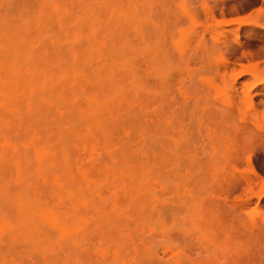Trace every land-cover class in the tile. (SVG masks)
Here are the masks:
<instances>
[{"label":"rangeland","instance_id":"obj_1","mask_svg":"<svg viewBox=\"0 0 264 264\" xmlns=\"http://www.w3.org/2000/svg\"><path fill=\"white\" fill-rule=\"evenodd\" d=\"M49 1L51 0H0V72H2L3 70V75H1L3 76L4 80V76H6L7 78L9 75V77L11 76L10 78H12L10 82L13 81V83L18 82V80L20 79L21 80L19 82H21L23 81V79L28 77L30 78H28V80L25 79V81H31L32 78L29 75H31V72L34 70L29 68L35 67L33 66V62L39 59L42 52L43 54L48 52L51 48L53 38L58 37L56 36V34L59 33V29H57V26L58 24H60L58 27L60 28L64 24L61 25L62 23H58L56 19H58L60 14L62 13L61 15L65 17L64 20H66L69 15L67 16L65 12L68 9L70 11V9L72 8L70 5H73V0H68V4L70 5L65 4L68 5L69 8L68 6L64 7V3H59V1L63 2V0H58V3L56 4V1H51V4L49 3ZM80 1L81 0H77V2L79 3ZM102 1L104 2V0ZM107 1L108 0L105 1V4L103 3V7L105 8L102 9L109 13H107L109 17H114V20L117 19L116 22H118V24L120 22V26H122L123 23H121L120 21L122 17L121 19L118 17L122 15L123 17L125 16L123 18L124 21H126V25L125 22L123 23L126 26L125 31H127L128 33V30H132L133 33L132 35V33L129 32V36L131 35L130 38L133 39L132 40L129 38L131 40V43H133L130 45V49L133 50V52L131 53L130 51V54H128L127 58L123 57L122 59L119 56L117 57L118 59L121 58L122 60H125L124 58H126V62L124 61L120 62V64L118 63L119 61H122L120 59L119 61L117 60L116 56L118 53H115V57L113 58L114 65H123V63H126L131 66L129 67L128 65H126V67L130 69H127V72H125L126 70H124L123 66H121L123 68L119 67L122 74L125 76V79H128V81L127 79L125 81L126 84H123V87H125L126 90L124 88H122L124 90L121 89L122 92L126 91L127 95L123 93L122 94L125 95L126 99L128 96V101L133 100L137 105L138 110L141 112V116L143 115L142 120H144L143 122L146 126L144 127L146 129H148V127L151 125L150 120L153 109H157L158 114L160 115V117H162L164 124L167 127L169 146L174 151V156H171L166 161V166L164 167V169L162 170L161 168L158 171L154 169L151 158H147L150 152L147 149L148 147L145 146L147 153L144 152V154H141L143 153V151H145L144 149L141 150L140 157L144 158V161L146 162V165L144 164L146 166L144 168L145 172H147V174H150V179L144 178L145 183L149 182L148 189L149 187L151 188V190L148 191V202L146 204L147 209H145V211L147 212V216L145 215L146 219H144L143 222H139L137 221L138 219L135 218V216H130L132 212L130 211V213L126 208V211H128V213L127 215L123 213L125 214V216H123L124 218H122L124 220L126 218L127 220H133L135 218V223L142 225L139 227L135 224L139 227H137L138 229H136V231H138L141 236L139 237V233L136 232L138 236L135 237H139L141 241L143 238L145 243L143 241L142 242L146 245H144L145 247L142 246L143 244H141V241V243L139 242V238L138 242L141 244L143 248L141 249L142 251L144 250L143 252L145 254L139 255V258L136 259L135 254L137 253V251L133 250L135 252L134 253L131 248H129V246L126 247V249L122 252V259L124 257L125 260L129 258V261L127 259V263L131 260V262L134 261L135 264H264V0ZM88 2L89 0L87 2H85L84 0V2L81 4L83 6H86ZM93 2L97 4V0H93ZM95 3H93V5H95ZM111 3H113L114 7L110 5ZM115 5H117V7H115ZM58 7H60L61 9ZM94 7L93 10L95 11ZM51 9L53 12L51 11ZM57 9H60L59 11L62 10V12L59 13L58 11H55ZM75 9L74 11H77L76 7ZM82 9L83 8L81 7L80 10ZM88 10L89 9H87V11ZM115 10L117 11V13ZM84 11H86V9H84ZM94 11L88 12V16H86V14L85 17H82V19L86 20L85 18L91 17L90 15L93 14ZM71 12L73 13V11ZM79 12L80 14L84 13L83 10L82 12ZM99 12L97 11L96 13H98L99 15ZM56 14L57 16L59 15L58 18ZM101 14L103 13L101 12ZM79 15L76 17V19L75 17H72L73 19H70L72 20V22H68V25H70L73 29H70L68 25L66 28V25H64L67 30L61 28L60 30L68 31L69 28L72 31L75 27L74 24H76V22L78 21L83 25L84 22L83 20L81 21V17ZM82 15L83 14H81V16ZM116 15L118 16L117 18ZM52 16H55L56 18L54 17V19L52 18ZM78 17L80 18V20H78ZM89 20L91 21H85V25L81 26L83 29L86 27L89 29L90 26L88 25L93 26V22L96 20V17L95 19H93L92 17V19ZM109 20H111V18ZM127 21H130V23L127 24ZM106 22L109 21L107 20ZM111 22L112 21H110L109 24H111ZM78 24L80 25V23ZM81 27H77L78 30H74L69 35L78 32ZM54 30L56 33H54ZM61 31L60 35L62 36L64 32L61 33ZM54 34L55 36L53 37ZM66 40L67 38L65 39V42ZM124 41L125 40H123L122 43L119 44H123ZM65 42L63 43L66 44ZM119 44L117 45L118 49L120 46ZM98 46L100 47L101 45L98 44ZM112 48L114 49V46ZM98 49H101V47ZM120 49H123V47ZM115 60L117 61V63ZM115 69L120 70L118 69V67ZM122 70H124L126 74H124ZM132 73L135 74V78L133 77L134 75ZM1 75L0 88H2L3 83L5 84L7 82L3 81V79L1 80ZM32 77L33 79L35 78L34 75ZM132 79L135 81H132L131 83L130 80ZM25 81L21 82L20 84H27ZM35 82L36 81H33V84H36ZM20 84V89L18 88L19 90H21V88H23L24 86L23 84V86ZM29 84L32 83L29 82ZM10 85H12V83ZM10 85H5L8 91L9 88H12L13 90L12 86L14 85ZM15 85L18 86V84ZM126 85L128 88L126 87ZM28 86H30L32 89L34 85H27V87ZM136 87L138 88V90L136 89ZM15 88L17 89V87ZM134 89L136 90L135 93ZM22 91L24 92V90ZM5 93L7 92L5 91ZM5 93H3V90H0V95H5ZM12 93L14 94V91H12ZM16 93H19L21 95L20 97H24L25 94L15 91V95ZM135 94H139L138 97H136L137 95ZM5 97L8 98L9 96L5 95ZM8 99L9 100L6 99L7 101H5L7 104H10V101H12V99H10V97ZM5 101L0 100V108H3L4 111L8 113L7 109L10 108L7 107L8 105L4 103ZM13 102L14 101L11 102L12 105L16 106H13V108L17 109V107H19L18 103L15 104L16 102H14L13 104ZM1 104H5L4 106H6L7 108H4V106H1ZM11 110L12 109L9 110V113H12ZM6 113L4 114L6 115ZM7 116L8 118H4V122L6 121L8 123L7 120H9L10 123L13 122V124H11L12 126L8 125L9 123H4L3 119L0 121V124L5 126L4 130H9L12 128H14V130L16 129V131L18 130L19 136L15 135L14 137V134H16L17 132H12L13 130L8 131L9 133L7 131H4L5 134H10L9 136H11L12 138L14 137L13 140L15 138L22 140L25 136V132H23L22 134V132L19 131L20 129L14 126L16 124V121L14 122L15 119L9 118V116H11L9 114ZM6 125H8L9 128H7L8 126ZM127 130V134L132 132L131 139L138 137V140L135 139L136 141H140V138H142V140H144V138H149L146 135L147 132L145 136H143V134L141 135V132L134 133L136 137L133 138L134 131H131L130 128ZM97 139L95 137V141H97ZM100 139L103 140L102 138ZM147 139L145 140L148 141ZM95 141L93 142L95 143ZM98 142L100 144V141ZM105 142L106 141H104L102 145ZM110 142H112V144L116 143L112 140H110ZM88 143H90V140ZM94 143H91L93 145L89 144V146L83 144L84 147L82 146V148L80 147L81 144L78 145L79 143H76V145L73 146L75 148L77 147V150L81 148L80 152L82 153V155L84 154L83 157L86 156V159L83 158L81 161H79V163H84V169L88 171V169L92 167L96 170L94 164H100L99 168H97L98 170L96 171V176H92L94 180L90 174L89 176L87 175V179L81 176L79 177V179L84 180L83 184L81 185L85 186V191L88 190L91 194L95 193L94 196L99 195L102 198L103 195L98 191L101 190L100 188L103 185L106 188V190L102 189L103 191H105L103 193L108 194L111 201V203L110 201L109 203L111 205L114 204L113 208H116L115 204L117 205V200H122L123 197L121 196L120 198H118L119 195L115 196L114 194L118 193V188H120L121 191V193H119H123L121 189L124 187V183H122V180H118L121 181V183L119 182V186L120 184L122 185L121 187L117 186L118 188L116 189L114 188L115 185L113 184L115 182V179H112V182L110 181L112 184L109 182L108 184L106 183L108 181L107 179L109 178V174H112L113 178L116 177V180L119 179L117 177V174L119 176L120 171L118 169L117 172L119 173H114L116 176H114L110 169H108L110 172L109 174H107L108 172L105 175L102 174V169H104L105 166L103 167L101 165L102 163H99L100 160L98 161L97 157L99 155V157L102 156L101 162L103 163L104 157H106V159H110L109 161L114 160L112 162H119L121 159L120 156H122L119 153V155H114L115 159L109 157L112 153L117 154V150H119V144L117 146L114 145L113 147L115 148L108 144L110 146L108 149L107 143L109 142L107 141V146H104V148L106 147L107 149H103L105 150L103 151L101 150V148H103V146H100L101 144L95 145L96 143ZM138 144L136 147L139 146ZM144 144L147 145V143L143 142V145ZM23 150L25 151L26 149L23 148ZM30 150L28 153L33 152ZM111 150H113L112 153ZM106 151L108 152L106 153ZM80 152H76V154H79ZM92 152H96L95 155H91L93 159L90 157V154ZM118 152H120V150ZM34 155L37 157L35 149ZM34 155H31L30 158ZM36 157L35 159L38 160V157ZM116 157L120 158H117L119 161L116 159ZM96 159L97 161H95ZM31 160V163H35L36 161H33V158ZM89 161L94 166L90 164ZM39 162L41 163L40 159ZM112 162L111 164H113ZM121 164H119L120 167H122L123 165ZM26 165H28V163ZM107 165L108 164L106 162V167H110L109 165ZM115 165L117 166V164ZM115 165H113L114 168ZM33 166L29 165L30 172L32 173H34L33 171L38 169L39 165H36L37 167L34 166L36 169H33L32 171L31 168ZM113 166L111 167L112 170H114ZM100 167H102V169ZM125 167L127 170V165ZM92 168L91 171L95 174ZM99 169L102 170L101 173ZM122 169L124 168L122 167ZM108 170L106 169V171ZM30 172L28 173L29 176H31ZM144 174L145 173L142 172L143 176ZM29 176L27 178H29ZM103 176L104 180L100 178H103ZM120 176H122V174ZM31 177V179L34 180L36 176ZM122 177H124L122 179L125 180V176ZM89 181H91V184H96L98 182L97 184L100 183L101 186L93 185L97 188L95 187L96 190H92L94 189V187L90 186ZM104 181H106L105 184H103ZM118 181H116V183ZM33 182L34 181L31 182V185L35 186L33 185ZM88 186L91 187V189H89ZM110 186L112 187V191H114L113 193L112 191H110L111 189L109 190V188H111ZM11 188L15 189L16 186H13ZM145 188L147 187L145 186ZM83 190L84 187L81 189V191ZM90 193L87 194H89L90 196ZM87 194L85 192L82 196H85ZM99 196L96 198H99ZM92 197L90 196L89 199H91ZM111 197H113L114 199H111ZM87 199L88 198L84 197L85 202L81 204L82 206L84 205L83 207L85 209H88L87 206L88 203H90ZM123 199H125V196ZM98 200L101 201V199ZM105 200L102 201L106 202L104 204L107 205L108 201ZM0 202L3 201L0 199ZM123 203L124 202H122V204ZM1 204L2 203H0V210H4L5 208L7 210L6 206H8L10 209V215H13L17 209V207L15 208V203L14 207L10 206L8 203H3L5 205L4 207ZM90 205L91 203L88 207L92 206ZM120 205L118 206L120 207ZM1 206L3 207V209L1 208ZM95 207L96 206H94V209ZM107 207H109V205H107ZM119 207L116 208V210L119 209L120 211L121 207ZM125 207L127 206L125 205ZM125 207L123 210H125ZM12 209L15 211L13 212ZM108 209L106 210L109 211ZM114 209H111L113 210V213L115 211ZM163 209L166 210L162 211ZM89 210H91V208H89ZM99 210H97V212ZM7 211L3 212L8 213ZM103 211L105 210L103 209ZM102 213L99 214L102 215ZM77 216H79L80 220H84L85 222H87L88 226L89 222L90 225L91 223L95 224V227L98 225L102 226V222L101 224H98L99 218H97L98 220H96V223L95 220H92V218L96 219L97 215L93 216L91 213L89 216H92V218L90 219H87L89 216L87 218L82 216V213L81 215L78 214ZM145 216L143 215V217ZM75 219L77 220H75L74 223H76V221L77 223H82L78 220V217ZM90 220H92L94 223ZM102 220H105V218H103ZM109 221H107V224L111 223V221ZM84 224L85 223H83V226L81 225V229L84 228L85 230L86 228L87 231V226H84ZM105 224L106 223L103 224L104 227H107V225ZM101 226L100 228L104 230L105 228ZM89 228L90 226L88 227V230H90ZM50 229H52L51 233L54 234L56 230L53 228ZM80 230H78V232L82 233L83 231ZM94 230L95 229H92L88 232ZM132 231L134 230L132 229ZM102 232L103 231H101L100 233ZM130 232L128 234H131ZM3 233H0V239H2ZM7 233L10 234L9 231ZM91 233L95 234V232ZM4 234L3 239L0 240L2 241L0 242V250H2L0 251L1 257H4L6 254H8L7 252H10L9 247H12V245L9 246L10 243H7L10 242L11 239H8V241L6 233ZM82 234H85L84 236H86V232H83ZM58 235L54 236L58 238ZM95 235L97 236L98 234ZM79 236H81L82 238V235ZM55 237H53V239ZM92 237L93 238H91V236L89 235L90 240L97 238L95 236ZM100 237H102V235ZM100 237L93 240L96 242V244H94L99 246H96V249H94L95 245H92V240L90 241L91 245L93 246H91L92 250L98 249L97 253H94V251L91 250L93 254L90 250H88L91 252L90 256L91 254L95 255V257H91H94V259L98 260L99 257L101 259V257H104L108 254L107 258H112L105 263L107 264L111 260V263L109 262L108 264H113L116 258L118 259L117 255L119 254H117V250L113 245V248L111 247V250L115 248V251H112L114 252V254H116L117 257H115V255L112 256L110 248H108L110 250L109 253V251H107L105 248L100 247L104 245V243L101 244L103 237L101 238V240H99ZM87 238L85 240L83 238L84 241L81 239L83 244H87L89 242ZM24 241L26 240H23V243H21V245L19 240V245L13 244L17 243L13 242V246H17L16 248L18 250L12 247V249L14 248L13 251H16L15 254H13L14 252L12 251L13 253H9L11 256L8 254V259L6 256L5 259L0 257L3 260L2 261L0 259V263L5 262V260H7L5 264L8 261H13L14 259L11 258L16 256L15 260L16 262H18V264H44V261H42L41 263V258H43V255L41 257V255L38 254L41 251L33 250V247L35 246H28V244L30 245L31 243L27 241V243H25ZM59 241H61L60 238L58 239V242ZM53 242L56 244L57 240H53ZM89 244H87L86 246L88 247ZM129 244H131L132 249L138 248L134 246L133 243ZM46 245L48 244L45 243V246ZM57 245L58 244H56V247ZM105 245L109 247V244L105 243ZM22 246V250L24 248L25 250H27L28 248H32L33 254L36 252L37 254H30L31 249H29V255H26L28 251L27 253L24 252L25 250L22 251ZM86 246L82 247L84 248ZM4 248L7 250H4ZM101 248L104 249L107 254L103 255L102 253H100L99 249ZM20 250L24 252L25 255H21V257L19 258L16 254H18V251L20 254ZM147 250H149L150 252L152 251V253H148L149 251ZM128 251L132 252L130 253ZM11 253L13 254V256ZM126 253H129V256H126ZM82 254L81 256L84 255ZM96 254L99 257H96ZM132 254H134L133 256H135V258L132 256ZM85 255L84 257H82V259L84 258L85 260H90L89 258L91 257H87ZM113 257L115 258L113 259ZM104 259L106 261L105 257ZM134 259L137 260V262ZM125 260L123 261L125 262ZM12 261L11 263L7 264L16 263L14 261L12 263ZM120 261H122L121 258ZM120 261L118 259V262ZM123 261L119 264L124 263ZM118 262L116 264H118ZM97 264L101 263L99 262Z\"/></svg>","mask_w":264,"mask_h":264},{"label":"bare ground","instance_id":"obj_2","mask_svg":"<svg viewBox=\"0 0 264 264\" xmlns=\"http://www.w3.org/2000/svg\"><path fill=\"white\" fill-rule=\"evenodd\" d=\"M51 1L52 2L56 1L55 4L58 3V0H51ZM51 1H49V3ZM67 1L68 0H66V2H65V0H63V2L59 1V3H61V4L64 3L63 6L65 7V6L70 5V4H68L69 1L68 2ZM74 1H76V2H74ZM87 1L88 0H85V2H87ZM94 1H96V0H94ZM101 1L97 0V4H96L95 2H93V0H89V2L86 5L87 7H86L85 5L83 6L81 4L84 2V0H83V2L81 0L80 3L77 2V0H73L72 1L73 5H70L72 7L71 8L72 10L70 9V11H69V9H68L65 12V14H67V16L69 15L66 18V20H64L65 17H63L61 15L62 10L59 11L61 9L60 7H58L60 9L55 10V11H58L59 13H61L60 16L58 15L59 18L56 14V16L58 18L56 20L58 21V23L59 22L62 23L61 25H63V24L66 25L65 26L66 28H67L68 22L69 21L72 22V20H70V19H73L74 17L76 19V17L80 14L79 11L82 12V10H83V12L85 13V14L81 13V14H83L82 16H81V14L79 15L81 17V21H82L83 16L85 17L86 14H87L86 16H88V12L94 11L93 10L94 6H95L94 7L95 11L93 12V14L90 15L91 17L85 18L86 20H83V22H84L83 25H85V23L87 21H91L89 19H92V17H93V19H95V17H96V20L93 22V26L88 25V26H90L89 29L86 27L88 30L86 28L83 29L81 27V26H83L81 24V22H79V21L76 22V24H74L75 27L73 25L74 30H78L79 27H81V29H79L78 32H76L72 35H69L70 33H72L74 31V30H72V31L70 30V29H73V28H71L70 25H68V27L70 28V29L68 28V31H64L66 29L64 27V25L62 27H60L61 29H64L61 31L60 28H58L60 24H58V26L56 24L57 29H59V33L57 32L58 34H56V36H58V37H54L55 36V34H54L53 35L54 38H53V42H52L50 50L48 52H46L45 54H43V52H42L39 59L38 60L36 59L37 61L33 62L35 65L32 63L33 66H35L34 67L35 69L33 67L29 68V69L34 70L32 72L30 71L32 74L29 75V76H31L32 80L31 81L29 80L26 82L25 79L28 80V78H30V77L26 76L28 78H25V79H23V81H21V82L25 81L27 84L22 83L24 86L22 84H20L21 83V82H19L21 80L20 78H19L20 80H18V82H14V83H13V81L10 82V80H12V78H10L11 76L9 77V75L7 78H6V76H4L5 77V80H4L3 76H2L3 70L1 69L2 72H0V75L2 74L1 80L3 79V81H5V82L7 81L5 84L4 83L2 84V88H0V90H3V93H5V91H6L7 93H5V95L6 96L8 95L10 97V99H12V101L16 102L15 104L18 103V106H19V107H17V109H14L13 106L14 107H16V106L12 105V103H11L12 101H10V104H11V107H10V104L6 103V101L9 100L8 99L9 97L8 98L5 97L4 94L0 95L1 101H3V100L5 101L7 99L4 103L8 105L7 107L12 109L11 111L13 113V114L9 113L10 109H7L8 113H6L3 108L2 109L0 108L1 109L0 110V121L3 119V122H4V118H8L7 115L9 114V115H11V116H9V118L15 119L14 122L16 121L15 122L16 124L14 126L18 129H20L19 131L22 132V134H23V132H25L24 133L25 136L22 140L17 139V138H15L13 140L15 135L19 136L18 130L16 131V129L14 130V128L9 129V130L8 129L4 130L5 126L0 124V199L3 201L0 203H2L1 205H3V207L5 206L4 204H7V203L12 207H14V205L16 204L15 208L17 207V209H16L17 212L12 209L13 212L15 211L14 212L15 215L14 214L10 215V213H9L10 209L8 206H6L8 211L6 210V208L4 210H0V212L2 211L0 214V233H3V232L6 233L7 240L11 239L10 242H7V241L6 242L10 243L9 246L12 245V247H14L16 250H18L16 248L17 246L15 247V245L13 246V244L19 245L18 240L20 242V245H21V243H23L22 242L23 240H26L27 242L31 243L32 245L28 244V246H31V247L35 246V247H33V250L41 251L38 254H40L41 257L43 255V258H41L42 259L41 263H42V261H44V264H91V263L97 264L99 262L101 264H106L105 262H107L112 257L107 258L108 254L102 248H105L110 253L111 247L113 248V246L116 248L117 254H119V255H117L119 261H120V258L122 261L125 260V257L122 259L123 256H121V254L126 249V247H129V246H130L129 248H131L132 251L133 250L137 251V253L135 254L136 259L139 258V255L145 254L143 252L144 250L142 251V249H143L142 246L145 245V244H143L144 240H143V238H142L143 242L140 240V238H139V237H141L140 233L138 231H136V229H138L142 225L136 224L135 218H137L138 219L137 221H139V222H143L144 219H146L147 212L145 211V209H147L146 204L148 202L147 201L148 200L147 199L148 198V191L151 190V188L149 187V189H148V183L149 182L145 183L144 178L150 179V176H149L150 174L149 173L147 174V172H145L144 168L146 167L145 166L146 162L144 161V158L140 157V155L144 154V152L147 153L146 147H148L147 149L150 152L148 151L149 155L147 156V158L148 157H149V159L151 158L154 169L158 170V171L161 168L163 170L164 167L166 166V161L171 156H174L173 155L174 151L169 146L167 127L164 124L162 117H160V115L158 114L157 109L156 108L153 109V112L151 113L152 114L151 120H150L151 125L149 124L150 126L148 127V129H146L145 128L146 126L143 122L144 120H142L143 115L141 116V114H140L141 112L138 110L137 105L134 103L133 100L132 101L130 100L131 102L128 101V96L126 99L125 95H123V94H126V91H123V92L121 91L122 88L125 89V87H123V84L125 83L127 78L125 79V76L122 74L121 69L119 67L123 66L124 70H126L125 72H127V69H129V68L126 67V65H128L126 63L125 64L123 63V65H119V64H120V62H124L126 60V58L128 57V54H130L129 53L130 51H131V53L133 52V50L130 49L131 48L130 45L133 44V43H131V40H130L132 38H130L131 35L129 36V32L132 33V30L129 31L127 29L128 33H127V31H125L126 21H124L123 18L125 16L123 17L122 14H121L122 16H119V17L116 15V18L118 17L121 19V17H122L123 21H122V19L121 20L118 19V20H120L121 23L125 22V25L122 23V26H124V27L120 26V22H119V24H118V22H116L117 19L114 20L113 19L114 17L113 18L109 17V15H107L108 12H106L104 9H102V8H105V7H103V3L105 4L106 0H104V2L103 1L101 2ZM112 1L108 0L107 2H112ZM45 2H47V1H45ZM93 3H95V5H93ZM65 4H68V5H65ZM78 5H80V6H78ZM97 5H98V7L100 6L99 9H98ZM110 5L113 6V3H111ZM75 7L77 8L78 12L74 11ZM81 7L83 8L82 10H80ZM106 7H107V5H106ZM115 7H117V5H115ZM68 8H69V6H68ZM100 8H101V10H100ZM84 9H86V11H84ZM87 9H89V10L87 11ZM96 10L98 12L100 11L99 15H98V13H96L97 12ZM51 11H52V9H51ZM71 11H73V13ZM76 12L79 14H77ZM101 12L104 14V16H103V14H101ZM69 13H71V14H69ZM116 13H117V11H116ZM116 13H114V14H116ZM74 15H76V16H74ZM54 17L52 16V18H54ZM104 18H105V20H104ZM110 18H111V20H109ZM62 19H63V21H62ZM78 20H80V18ZM107 20L109 22H106ZM52 21H53V19H52ZM110 21H112L111 22L112 25L109 24ZM63 22H65V23H63ZM78 23H80V25ZM129 23H130V21L127 24H129ZM104 24L105 25L107 24L106 28H105ZM110 25H111V27H110ZM60 31H61V33H63V32L64 33L66 32V33L65 34L63 33V35L61 36ZM54 33H56L55 30H54ZM132 35H133V33H132ZM59 36H61V37H59ZM125 36H127V37H125ZM62 37H64V38H62ZM66 38L68 41L66 40V42H65ZM123 40H125L123 42V44H119V43H122ZM63 42H65L66 44H64ZM98 44L101 45L100 46L101 49H98V48H100L98 46ZM118 44L121 46V47L119 46V49L117 46ZM125 44H128V45H125ZM115 45H116V47H115ZM111 46L112 47L114 46V49ZM122 47H123V49H120ZM112 50H114V51L116 50L117 52L116 51L114 52ZM115 53H118L116 58L118 56L121 57L122 59H123V57H126V58H124L125 60H122L121 58H119L122 61H119V59L117 58V60L119 61L118 65L117 64L114 65L113 58L115 57L114 56ZM116 63H117V61H116ZM157 64H159V63H157ZM117 67L120 70L115 69ZM123 67H121V68H123ZM129 67H131V66H129ZM115 70L117 72L120 71L121 73L119 72L120 73L119 74ZM124 70H122V71L124 72ZM125 72H124V74H126ZM28 74H29V72H28ZM132 74L134 75L133 77L135 78V74L134 73H132ZM33 75L36 78V79L34 78L35 80L32 77ZM131 75H130V79H131ZM133 79L130 80L131 83H132V81H135ZM33 81H36L35 82L36 84H33ZM127 81H128V79H127ZM29 82H31L32 84H29ZM9 83L10 84L12 83V85L17 87V89L18 88L20 89L19 84L22 85L23 88H21V90H19V89L17 90L14 86L10 85ZM15 84H18V86ZM5 85H7V86L10 85L13 87V90H12V88H9L10 94H9L8 89H6L7 87H5ZM27 85H31V86L34 85V86L31 89V87L30 86L27 87ZM126 87H127V85H126ZM14 89H16V90H14ZM124 89H122V90H124ZM136 89L138 90L137 87H136ZM22 90H24V92ZM12 91H14V94L12 93ZM15 91L21 92L22 94L25 93L24 97H20L21 95L19 93H16V95H15ZM27 92H30V93H27ZM135 92H136V90L134 91V93ZM137 92H139V91H137ZM135 95H137V94H135ZM138 95L136 97H138ZM1 96H3L4 98ZM14 102H13V104H14ZM5 104H1V106H4ZM132 104H134V105H132ZM7 107L4 106V108H7ZM2 110L4 111V113H6V115L3 113ZM7 121L9 124L6 121L4 123H7L8 125L13 124V122L10 123L9 120H7ZM8 125H6V126H8ZM128 127L130 128L131 131H134L133 132V138L136 137V135H134V133L141 132L140 134L141 135L143 134V136H145V134L147 132L146 135L149 138L148 139L144 138V137L143 138H144V140L147 139L148 141H146V140L144 141V140H142V138L139 139L140 141L142 140L141 142L136 141V140H138L137 139L138 137L131 139L132 138V135H131L132 132L127 134V132H128L127 129H129ZM7 128H9V126ZM21 129H22V131H21ZM132 129H134V130H132ZM4 131H7V132L8 131H12V132L16 131L17 133L14 134V137L12 138L11 136H9L10 134H7V133L5 134ZM94 132L97 133L98 136ZM89 134L92 136H90ZM95 137H96V139L98 138L99 140L97 139V141H95ZM100 138H102L106 142L108 141L109 143H107V145L109 144L112 147L114 145L117 146L119 144L118 149L120 150L121 153L118 152L119 150H117V154L116 153L113 154L112 153V151L114 150L113 149V150H111L112 154L109 156L111 158H114V155H119V154L122 155V156H120L121 159L119 157H116V159L117 158L120 159V161L117 159L119 162H116V161L112 162L114 160L109 161L110 159H106V157H104L103 158L104 163H103V162H101L102 156L99 157L100 155L99 156L97 155L98 156L97 158H98V161L100 160L99 163H102L101 165L103 167L105 166L104 169H102V167H100L103 170L102 171L101 169H99L100 173L102 171V174H104V175L107 172H108L107 174H109L110 172L108 169H110L113 174L114 173L117 174V173H119V172H117V170L119 169L120 173L122 170V173H121L122 176H125V180H124V179H122L124 177L120 176L121 174L119 173V176L117 174V177L119 179L116 180V177L113 178V175L109 174L108 177L111 179H109L106 176L108 178L107 179L108 181H107V183H106V181L103 182V184H105V183L108 184V182L109 183L112 182V179L113 180L115 179V182L113 181L114 182L113 184L115 185V187L112 185L115 189L118 188L117 186H119V182L121 183V181H118V180H122V183H124V187L121 189L123 193L120 194L121 191H120V188H118L119 189L118 193L114 194L115 196L119 195V197L117 196L118 198H120L121 196L124 198V196H125V199L122 198V200H124V201L119 199V201L117 200V205L115 204L116 208H118L119 207L118 205H120V204H122V202H124L122 204L124 206L120 205L121 208L119 207L120 211H119V209L116 210L115 207H114L115 209L113 208L114 204H112V205L110 204L111 203L110 197L108 196V194L103 193L105 191H103L102 189L106 190V188L103 185L101 186L100 183L97 184L98 182L96 184L95 183L91 184L90 183L91 181H89L90 186L94 187V189H92V190H96L97 185L101 186V188L99 187L101 190L98 192H100L103 195V198L100 197L99 195H98L99 198H96L98 196L97 195L94 196L95 193H92L93 194L92 195L88 190L85 191V186L81 185V184H83L84 180L79 179L80 176L87 179V175L89 176V174L91 175V177L96 176V171L98 170L97 168H99L100 164H94L95 165L94 166L89 161L90 164H92L94 167H96V170L91 167L94 170L95 174L92 173L91 168L88 169V171L86 169H84L85 168L83 166L84 163L80 162L82 164V166H81L79 161H81L83 158L86 159V156L83 157L84 154L82 155V153L80 152L81 151L80 149L82 148V146L84 147L85 144L89 146V144L93 145V144H91V143H94L93 141H95V143L100 141L101 145L99 144V142L96 144L94 143V144L100 145L101 147L103 146V148H101V150H103V149L106 150L107 148L106 147L104 148V146L106 145V142L102 145V143L104 141L101 140ZM91 139H92V141H91ZM89 140H90V143H88ZM110 140L115 141L116 143L112 144V142H110ZM143 142L147 143V145L146 144L143 145ZM76 143H79L78 145L81 144L80 145L81 148L78 149L79 151L77 150V147L76 148L73 147L76 145ZM137 144L139 145L138 147H136ZM109 145L107 146L108 149L110 147ZM23 148H25L27 151L26 150L24 151ZM87 148H89V147H87ZM113 148H115V147H113ZM30 149H32V150H30ZM34 149H35L36 155L38 157V160L35 159L36 156L34 155ZM143 149L145 151H143V153H141V150H143ZM29 150L33 151L32 152L33 154L31 152H30L31 154L28 153ZM105 150H103V151H105ZM76 152H80V153L76 154ZM96 152L95 153L92 152L90 154V157L92 154L95 155ZM107 152L108 151H106V153ZM31 155H34L35 157L32 156L30 158ZM107 156H108V154H107ZM32 158L34 159L33 161L36 160L37 162L36 161H35V163L32 162V163H34V164H32L31 163ZM39 159H40L41 163L39 162ZM95 161H97V159ZM106 162L110 167H108V168L106 167ZM111 162L113 164H111ZM27 163H28V165H26ZM94 163H97V162H94ZM124 163L127 165V168H128L127 170L125 167L126 165ZM115 164H117V166ZM119 164H121L124 169H122V167H120ZM29 165H32V166L34 165L35 167H37L39 165V167L37 170H35L36 168L33 166L31 169H32V171H33V169L35 171H33L34 173H32V172H30ZM97 165H98V167H97ZM113 165H115V168ZM112 166H113L114 170L111 169ZM87 167H88V164H87ZM106 169L108 171H106ZM29 172H30L31 176H36L34 180L31 179L32 177L28 175ZM142 172L145 173L144 176L142 175ZM33 174H36V175H33ZM97 174H98V172H97ZM102 174H101V176H102ZM115 174H114V176H116ZM28 176H29V178H27ZM100 178L104 180V176H103V178L102 177H100ZM30 180H31V182L34 181L33 185H35V186L31 185L32 183L30 182ZM93 180H94V178H93ZM95 180H96V177H95ZM78 181L80 182V184ZM116 181H118V182L116 183ZM142 181H144V182H142ZM101 182H102V180H101ZM10 183H11V186H10ZM115 183L118 185H116ZM85 185H87V184H85ZM93 185H96V186H93ZM121 185L122 184H120L119 187H121ZM13 186H16V188L15 189L11 188ZM82 186L84 187L83 191H81V189L83 188ZM145 186L147 188H145ZM91 187L88 186L89 189H91ZM109 190L112 191V187L109 188ZM83 192L84 193L86 192V194L90 193V196L91 197L94 196V197L89 199L90 198L89 194H87L88 196L87 195L82 196L84 194ZM113 192L114 191H112V193ZM80 196H82L83 198ZM104 196H105L106 200H105ZM84 197L88 198L87 199L88 202H90L92 205V206L90 205L91 207H88L90 204V203H88V206H87L88 209H85L83 207L84 205L83 206L81 205V204H83V202H85ZM107 198H108V200H107ZM158 198H157V201H158ZM98 199H101V201ZM111 199H114V198L111 197ZM102 200L108 201L107 205H109V207H107V205L104 204L106 202H103ZM6 201H7V203H6ZM93 201L95 204L93 203ZM109 201H110V203H109ZM120 201H122V202H120ZM11 202L13 203V205ZM125 203H127V204H125ZM99 204L101 205V207ZM125 205L127 207H125ZM94 206H96L95 209H94ZM3 207L1 206L2 209H3ZM124 207H125V210H123ZM78 208H79L80 212H79ZM89 208H91L92 212H91V210H89ZM96 208H97V210H99V208H100L101 211L99 210L97 212ZM102 208L106 211V213H105V211H103ZM110 208L114 209L116 212L114 211V213H113L112 212L113 210H111ZM126 208L129 210V212L130 211L132 212L131 215L129 214L131 217L135 216V218L133 220H127V218L125 220L123 219L124 218L123 216H125V214L127 215V213H128V211H126L127 210ZM158 208H157V210H158ZM106 209H108L109 211H107ZM81 210H84V211H81ZM164 210H166V209H163L162 211H164ZM3 211L4 212L7 211L8 213H4ZM81 213H82V216H84L87 213L84 216L85 218H87L91 213L93 216L97 215L96 219L92 218V216H89L87 219L92 218V220H95V223H96L97 222L96 220H98L97 218H99L98 224H101V222H102V226L101 225L100 226L105 228L104 230L102 228H100V226L98 224H96V225H98L99 227L98 226L95 227L94 226L95 224L91 223V225H90V222H89V226H90L89 229L90 230L95 229L94 231H91V232H95V234H98L99 236L98 235L96 236L94 233L88 232L90 230H88L89 226L87 225V222H85L84 220L83 221L80 220L79 216H77L78 214L81 215ZM99 213H102V215H100ZM123 213H125V214H123ZM134 213H136L137 216ZM5 215H8V216H5ZM143 215L144 216L146 215V216L143 217ZM5 217H7V218H5ZM77 217H78V220L80 222H82L81 224L77 223V221H76V223H74V221L77 220V219H75ZM8 218H11V219H8ZM103 218H105V220H102ZM140 218H141V220H140ZM106 219H107V221L110 220L111 223H109L110 222L109 221L108 222L109 224H107ZM92 220H90V221L93 222ZM112 221H113V223H112ZM103 222L106 223L105 225H107V227H104ZM83 223H85L84 226H87V231H86V228H85V230H84V228L81 229V227L83 226ZM135 224L138 225L139 227L136 226ZM46 226H48V227H46ZM49 227L56 230L54 232V234L51 233L52 229H50ZM91 227H92V229H91ZM109 227H110V229H109ZM106 228H107V230H106ZM47 229H49V230H47ZM99 229L100 230L102 229L101 231H103V232L100 233L101 231ZM132 229L135 232L132 231ZM78 230L86 232V236L88 238L86 236H84L85 234H82L83 232L82 233L78 232ZM8 231L10 234L7 233ZM96 232H98V233H96ZM129 232L131 234H128ZM136 232L139 233V237H135V236H138V234ZM56 233H58L59 235ZM3 234H2V239L4 237ZM78 234L82 235V238ZM54 235L55 236L58 235L57 236L58 238H56ZM89 235L91 236V238H93L92 236L97 237L94 239H98L102 235L103 240H102L101 244L104 243V245L100 246L102 248L99 249V252L102 253L103 255L107 254L104 256L106 258V261H105L104 257H101V259H100V257L97 254H96L97 255L96 257H99L98 260L94 259L95 255H92L93 254L92 251H94V253H97L98 249L92 250V247H93L92 245H95L96 242L93 241L94 239L93 240L91 239L93 242L91 245V242H90L91 240L89 239ZM53 237H55V238L53 239ZM102 237H100L99 240H101ZM59 238L61 240V241H59L60 243L58 242ZM83 238H84V240L86 238L89 240V242L87 243V244L90 243L88 247L86 246L87 245L86 243L83 244V242H82ZM138 238H139V242L140 241L142 242V243L140 242L141 244H143L142 246L138 242ZM2 239H0V240H2ZM55 239L57 240V242H56V244H58L57 247H56V244L53 242V240L56 241ZM145 240H146V238H145ZM26 241H24V242L27 243ZM104 241H106V242H104ZM130 241H132V242H130ZM0 242H2V241H0ZM13 242H17V243H13ZM43 242H44V246H43ZM45 243L48 245L45 246ZM69 243H70V245H69ZM105 243L109 244V247L107 245H105ZM129 243H133V245L138 247L139 249L138 248L132 249V246ZM82 246H86L84 248H88V249H84ZM96 246H98V245H95L94 249H96ZM12 247H9L10 252H12L14 249V248L12 249ZM22 248H23V246L21 247V250H22ZM36 248H38V249H36ZM108 248H110V250ZM115 248L112 250L115 251ZM0 249H1V247H0ZM29 249H31L30 250L31 252L29 251ZM4 250H7V249L4 248ZM24 250H25V248L22 251H24ZM33 250H32V248H28L24 252L27 253V251H28V253L26 255H29V252H30V254H33ZM88 250H90V251L92 250L91 256H94L93 258L90 256L91 252ZM112 250H111L112 256L115 255V257H117L116 254H114V252ZM0 251H2V250H0ZM22 251L20 252V254H19V251L17 252L18 254H16V255H18L19 258L21 257V255H25V253ZM81 251H83V252H81ZM132 251H128V252L131 253ZM147 251H149V250H147ZM10 252H7V253L9 254ZM15 252L13 254H15ZM88 252H89V254H88ZM5 253H2V254H5ZM82 253L84 255L86 254L85 256H87V257L90 256L91 257V258H89L90 260L87 259L88 260L87 261L84 258L82 259V257H84V255ZM100 253H98V254H100ZM148 253H152V251L151 252L149 251ZM8 254L5 255L7 257V259H8V256L10 255V254L9 255ZM13 254H12V256H13ZM34 254H37V252ZM81 254L83 256H81ZM103 255H101V256H103ZM133 255L134 254H132V256ZM5 256L4 257L0 256V257L5 259ZM126 256H129V253H126ZM115 257H113V259ZM133 257L135 258V256H133ZM15 258H16V256L11 258V259H14L13 261L16 262ZM29 259H31V258H29ZM32 259H34V258H32ZM91 259H93V260H91ZM118 259L116 258V260H115L116 262L114 261L113 264H116L118 262ZM127 259L129 261V258H127ZM127 259L125 260V262L123 261L124 263H122V264H130L131 260H130V262L127 263ZM35 260H36V258H35ZM102 260L104 261V263ZM6 261L7 260H5V262ZM11 261H8L7 263H11ZM13 261H12V263H13ZM97 261H99V262H97ZM122 261L118 262V264L121 263ZM135 261L137 262V260H135ZM5 262H1L0 264H2V263L5 264ZM22 263H24V262H22ZM132 263L135 264L134 261L131 262V264ZM15 264H18V262H16Z\"/></svg>","mask_w":264,"mask_h":264}]
</instances>
